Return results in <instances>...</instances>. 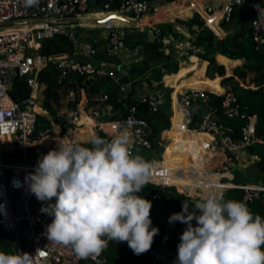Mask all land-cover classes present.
Instances as JSON below:
<instances>
[{"label":"built area","instance_id":"2783aa9c","mask_svg":"<svg viewBox=\"0 0 264 264\" xmlns=\"http://www.w3.org/2000/svg\"><path fill=\"white\" fill-rule=\"evenodd\" d=\"M152 1L38 0L35 6L26 7L24 0H0V227L10 238L15 252L29 253L33 264H110L103 254L104 249L98 255L82 258L70 245L48 240L47 225L53 217L42 212L39 203L29 199L30 188L25 177L35 170L43 155H33L29 150L35 146V140L51 132L49 127L36 131L37 116H42L45 89V84L38 78L39 72L48 65H53L59 80L73 76L90 80L110 77L116 80V72L109 59L117 57L123 60L125 56L114 55L125 54L130 49L122 30L132 26V21L139 20L149 12ZM114 4H117L116 9L112 7ZM240 6L254 10L255 16L248 23V35L254 48L264 52L261 49L264 46V0H206L202 4L205 16L196 10L204 20V26L218 38H222L229 34L227 27L233 25L232 14ZM97 11L104 14L98 23L93 16ZM211 18L217 19L221 34L210 26L208 19ZM133 26L142 28L138 24ZM143 28L152 40L169 39L155 24ZM88 30H93L94 34H89ZM239 30L245 29L240 27ZM56 36L66 40L68 49L41 53L44 43ZM99 50L103 51L106 60L97 58ZM17 79H24L30 88L29 95L21 102L15 101L11 95ZM219 85L220 93L204 88H187L177 93L173 100V110L180 114L177 131L189 138L195 136L198 146L208 153L203 157V167L200 170L187 173L178 170L171 175L166 173L162 162V148L167 139L164 132L171 131L173 127L171 118L167 127L156 130L146 118L137 116L140 106H145L149 112H158L164 107L168 96L165 92L136 95L126 108L127 113L124 112L117 118L107 121L95 118L90 124L93 133L85 141L82 138L79 141L77 137V129L86 125L81 120L82 111L77 104L64 115L66 127L67 124L73 126L60 130L54 141H68L91 147L88 143L91 137L98 136L110 141L126 128L130 133L131 152L153 164L149 201L157 200L164 193L178 192L194 204L203 194V186L209 184L223 195L227 190L239 189L244 202L264 201V155L258 149L256 153H249L252 147L264 146V134L257 131V116L241 108L234 91L235 86L260 90L264 99V80L255 84L249 82L248 78L234 75L231 80H221ZM125 90V85L121 84L119 91ZM213 95L217 97V101H213ZM66 98L68 101H75V91L68 89ZM94 99L106 102V111H96V117L113 112V105L107 102L106 93L97 94ZM229 120L243 123L236 127ZM199 134L209 135L212 139L200 138ZM223 149H227V156L222 160ZM3 152L13 156L20 154V158L5 161ZM252 164L255 165L256 172L261 170L257 181H232L234 170H242ZM169 177H174L179 182H172ZM155 190H158L157 193ZM23 219L29 226L27 240L31 243L30 249L23 243L20 223ZM175 223V236L180 238L187 225L179 221ZM192 224L195 226L196 221L193 220ZM144 256L145 262L133 264H176L178 249L165 244L155 245Z\"/></svg>","mask_w":264,"mask_h":264},{"label":"clouds","instance_id":"9594fccd","mask_svg":"<svg viewBox=\"0 0 264 264\" xmlns=\"http://www.w3.org/2000/svg\"><path fill=\"white\" fill-rule=\"evenodd\" d=\"M24 3L35 6L38 0ZM88 143L91 147L59 141L25 177L36 198L49 202L41 207L53 217L48 240L70 245L82 258L98 255L109 241H126L136 255L149 251L159 230L150 227L151 201L138 193L152 184L153 164L131 152L126 128L110 141L93 136ZM168 221L187 225L176 264H264V218L245 202L225 200L213 185L203 186L192 211L183 201ZM0 264L33 259L27 252L0 251Z\"/></svg>","mask_w":264,"mask_h":264},{"label":"trees","instance_id":"16d2710c","mask_svg":"<svg viewBox=\"0 0 264 264\" xmlns=\"http://www.w3.org/2000/svg\"><path fill=\"white\" fill-rule=\"evenodd\" d=\"M254 16V10L251 7L240 6L235 8L232 14L234 31L230 36L220 40H217L214 33L204 26L203 19L197 12H194L192 17L185 21V23L190 27L193 25H197L199 27L198 31L195 33L192 43L195 46L203 48L204 52L199 54V56L202 58V60L208 61V63L203 61L199 66L201 67V72H199V75L194 77V79L197 81L196 86L213 91L219 85L221 77L222 80L229 79L224 77L225 68L227 72L230 73L231 68L240 62L239 60H232L231 65L223 64L225 66L224 68L223 65L217 64L213 57L207 58L208 54L215 51H219L222 55L231 59L244 60L241 66H237L234 69L235 75L244 78L248 72H255L258 75V82H262L264 80V52L254 48L253 41L248 35V23ZM210 26L214 29V24H210ZM240 27H243L245 30H239ZM151 47L153 48L152 54L154 61L161 66L151 70L152 73L150 76H147V73H145L144 79L147 81L152 79L159 81L161 80V77L164 73L176 72L177 63L171 56L165 55L163 53L162 42H157ZM66 49H68L66 40L63 37L56 36L44 43L41 53L49 54ZM97 57L100 60H106L102 50L98 51ZM188 60L196 62L197 58L190 57ZM144 64L145 65H143L141 68L134 66L132 69L127 70L125 74L129 76L134 73H144L147 66L146 63ZM38 78L45 84L42 107L54 117H57L58 112L64 103L63 100L66 97L68 89L83 87L89 97L94 95L96 96L100 93H106L108 95L107 102L113 105V109L115 111L113 118L119 117V114L128 107L132 100L131 96L134 92L133 88L126 95V97L123 98L119 91V85L114 83L110 77L90 80L85 79L84 77L73 76L70 79L59 80L57 71L53 65H48L44 70H41L39 72ZM135 84L136 82H134L132 85ZM234 91L241 108L257 116V131L259 134H264V99L261 91L243 88L240 86H235ZM29 93L30 88L25 83V80L17 79L15 82V89L11 94L12 98L17 102H21V100L27 97ZM213 98V101H217V97L213 95ZM167 115V110L160 109L158 112H149L145 106H140L137 111V116L139 118H146L151 124L155 126L156 130L166 127V124L164 123V117ZM229 123L236 125L237 127L243 122L229 120ZM48 127H50L48 119L38 115L36 121V131L44 130ZM251 150L254 151L253 148H251ZM166 163L168 165L165 166V171L166 173L168 172L169 175H171L173 171H178L181 165L186 164V151L184 150L182 144L171 150L166 158ZM150 190H152V186L147 184L144 186L143 190L138 193V195L148 200ZM223 197L225 200L231 199L244 202L239 189L227 190ZM29 199L31 202L39 203L40 207L49 203L48 201H39L31 191L29 193ZM183 201L188 202L189 210L192 211L194 206L193 202L178 192L164 193L160 198L151 202V225L153 224V226L157 227L159 230L158 234L154 236L151 246L165 244L178 249L177 246L180 243V238L175 236L176 223L173 222L166 224L163 220H159V218L154 216L153 211L167 209L171 215L172 213L181 211ZM51 203H55V198L52 199ZM245 203L254 214H259L262 218H264V201L256 200L254 202ZM0 251L5 253L15 252L10 238L4 233L1 227ZM103 254L106 256L110 264H133L137 262H145L144 253L140 255L134 254L133 251L128 247L126 241H109L107 248L103 250Z\"/></svg>","mask_w":264,"mask_h":264},{"label":"crops","instance_id":"0c3cea01","mask_svg":"<svg viewBox=\"0 0 264 264\" xmlns=\"http://www.w3.org/2000/svg\"><path fill=\"white\" fill-rule=\"evenodd\" d=\"M204 1L206 0H198V1L197 0L195 1L194 0H173V1L153 0L152 8L149 12L143 14L139 18V20L132 21V26H127L122 30V33L124 35V40L130 49L125 54L114 55V56H125L124 58H122L123 60L117 57H113L109 59L112 68L115 71L119 70L122 75H125L127 77V83L125 84L121 83L120 77L117 74H116V80L115 78H111L114 81V83H116L117 85L119 86L121 84L125 85L126 87L125 92H120L123 98L133 88H134V92L131 96V99L138 94H145L150 92H155L160 94L163 92L166 93L167 91L168 96H167L166 104L161 109L167 110L168 112V115L165 116L168 118V123H166L167 126L170 123V118L173 123L172 124L173 127L171 128V131L164 132L167 134L166 142L169 143V145L170 143H172L173 138L178 134L177 125L179 118L177 117L179 116V114L177 111L173 110V100H175L177 93L187 89L185 88L186 82L191 81L193 86H196L197 81L196 79H194V77L199 75V72H201V67L199 66L203 61H206V60H202V58L199 56V54H202L204 52L203 48L199 46H195L192 43L195 33L196 31H198L199 27L197 25H193L190 27L185 23V21L190 19L193 15V14H189L190 13L189 9L194 8L195 10L194 12H197L196 9L202 10V4L204 3ZM177 8H181L184 11L178 12ZM172 13L181 14V15L185 14L186 16L185 18H180L179 16H177L179 18L176 19L177 20L176 21L170 18L171 17L170 14L173 15ZM197 13L199 14V12ZM93 16L97 18L96 23H98L100 22V18H102L104 14H102V12L97 11L96 13L93 14ZM141 21L143 22L141 23ZM134 24H138V26H142V28L141 29L136 28L135 26H133ZM151 24H155L161 32L167 34L169 38L168 41L152 40L151 37L145 32V30H143L145 29L143 27ZM226 27L224 28L226 29ZM227 28L229 29L228 30L229 34H227L222 38H218L215 35V38L217 40H220L227 36H230L234 31V24L228 26ZM88 33L94 34L93 30H88ZM157 42H162L163 53L165 55L171 56L173 60L177 63V70L176 72H169V73L163 72L164 74L162 75L161 80L159 81L155 79L147 81L144 79L145 73H147V76H150L152 73L151 70L155 68H159L161 66L160 64L154 61V57L152 54L153 48L151 46H153ZM218 54L224 56L219 51H215L208 54L207 58L213 57L215 60L216 58L215 56H217ZM192 56L197 58L196 62H192L191 60H188ZM224 57L228 58L227 56ZM231 60H239L240 62L231 68L230 73H228L225 66L221 64L225 68L224 77L229 78L228 80H231V78L235 75L234 69L237 66H241L242 63L244 62L243 59H231ZM144 63H146L147 65L144 73L142 74L134 73L129 76L125 74L127 70L132 69L134 66H138L141 68L143 65H145ZM206 63H208V61H206ZM253 73L257 74L255 72H248L247 75L244 77V79L248 78L249 80V76L252 75ZM221 78L220 81L222 80ZM223 81H227V80H223ZM134 82L136 83L138 82L140 88H137L138 86L136 85H132L134 84ZM249 82H253L256 84L254 80ZM72 89L75 91L76 100L68 101L67 98L65 97L66 99L64 100V103L60 111L58 112L57 117L54 118V116H52L46 109L42 108V116L48 119L50 123L49 128L51 129V132L48 135L42 136L39 139L35 140L34 142L35 146L30 148L31 154L39 156L48 152L51 149H56L58 147V142L54 141L55 137L59 136L60 130H65L66 128H71L73 126L72 124L71 125L67 124L66 127V122L64 120L65 112L74 109L77 106V104L80 106V109L82 111L81 114L83 113L82 120L86 122V125L84 127H80L79 129H77V131L79 132L78 134L79 136L77 135L79 141H81V138L84 139L85 141V139L90 134L93 133V128L92 125L90 124L91 121L94 122L96 120L95 118H97L98 121H107L110 119H114L113 118V116L115 115L114 109L110 115L104 114L102 116L100 115H98L97 117L95 116L96 111L99 113H103L104 111H106V107H105L106 102L101 103L96 101L94 99L95 95L89 97L86 93V90L83 87L72 88ZM174 89L176 90V92L177 90L180 89L181 90L175 93ZM125 110H123L119 114V116H121V114L124 113ZM178 146L179 145L171 146L170 152L172 149ZM183 168L184 167L181 166L179 170L183 171Z\"/></svg>","mask_w":264,"mask_h":264},{"label":"bare ground","instance_id":"6f19581e","mask_svg":"<svg viewBox=\"0 0 264 264\" xmlns=\"http://www.w3.org/2000/svg\"><path fill=\"white\" fill-rule=\"evenodd\" d=\"M177 11L178 12H182L184 10H182L181 8H177ZM208 20H209V22L212 21L211 23L214 24V28H215L214 30L218 34H221V30L217 26V19L216 18H211V19H208ZM142 22L143 21H141V23ZM189 88H201V87L193 86V87H189ZM180 90H177V92L180 91ZM213 91H215L217 93H220L221 92L220 85H218ZM37 109L39 110V108H37ZM125 113H127V111ZM178 114H179V112H178ZM179 116H180V114H179ZM92 122L93 121H91V124H92ZM198 136L200 138L207 137L208 139L209 138L212 139L209 135H206V134H199ZM55 138H58V137L56 136ZM180 144H182L184 150L186 151V164L185 165H181V166L184 167L183 168V172H185V171H192V170L195 171V170L202 169V167H203V157H206L208 155L207 151L202 150V148L200 146H198L197 140H196V137L195 136H192L191 138H189L188 135H185V134H183L181 132H178V134L173 138V141H172V143H170V145L167 142L163 145V148H162V151H163V160H162V162L165 164V166L168 165L166 163V159L165 158L170 153V147L171 146H175V145H180ZM226 156H227V149H223L221 151V159L222 160L225 159ZM169 179L172 182H179V180H177L174 177H169ZM157 191L158 190H155L156 193H157Z\"/></svg>","mask_w":264,"mask_h":264},{"label":"rangeland","instance_id":"374dc122","mask_svg":"<svg viewBox=\"0 0 264 264\" xmlns=\"http://www.w3.org/2000/svg\"><path fill=\"white\" fill-rule=\"evenodd\" d=\"M194 11H195L194 8H190L189 9V12H190L189 14H193ZM172 14L173 15L170 14V16H171L170 18L173 19V20H176L179 17L180 18H185V16H186L185 14H183V15L175 14V13H172ZM177 16H179V17H177ZM215 57H216L215 58V62L217 64H225V65H231L232 64V60L228 59V58H226L224 56H221V55L218 54ZM257 79H258L257 74L253 73L252 75L249 76V81L254 80L256 82V84H259L260 82L256 81ZM135 85L138 86L137 88H140L139 83H136ZM192 86H193V84H192L191 81L190 82H186L185 88H189V87H192ZM166 93H167V91H166ZM65 99L66 98H64V100ZM177 118H179V116ZM166 127H167V124H166ZM252 148L254 149V151L249 150V153H252V154L256 153L255 151H256V149H258L260 154L264 155V146H259V147L257 146V147H252ZM29 152H30V150H29ZM3 157H4L5 161H13V160L19 159L20 158V154H16V156H13V155H10L7 152H3ZM254 168H255V165L252 164L251 166L244 167L242 170H234V172H233L234 173V178L232 179V181L235 182V183H245V182L257 181L260 178V176H261V170L256 172ZM172 193H174V192H172ZM153 215L156 216L157 218H159V220H163L166 224L169 223L168 216L170 215V212L167 209H165V210L164 209H162V210L161 209L154 210L153 211ZM150 227H154L153 224L150 225Z\"/></svg>","mask_w":264,"mask_h":264},{"label":"water","instance_id":"95a60500","mask_svg":"<svg viewBox=\"0 0 264 264\" xmlns=\"http://www.w3.org/2000/svg\"><path fill=\"white\" fill-rule=\"evenodd\" d=\"M112 7L114 9H116L117 8V4H114ZM198 11L203 16H205V13H204L203 10L200 9ZM261 49L264 50V46H262ZM115 72L120 77L121 83H123V84L127 83V77L125 75H122L119 70H116ZM164 123L165 124L168 123V118L167 117L164 118ZM234 169H235V166L232 167V170H234ZM20 223H21V232H22V235H23V243H24V245H25V247L27 249H30L31 248V243H29L28 240H27V237L29 235V226H28V223H27V221L25 219L21 220Z\"/></svg>","mask_w":264,"mask_h":264}]
</instances>
